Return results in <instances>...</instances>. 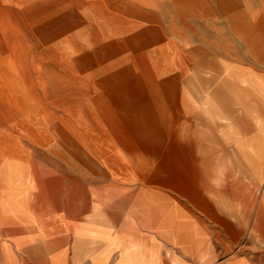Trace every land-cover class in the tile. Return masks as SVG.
Listing matches in <instances>:
<instances>
[{"label":"crops","instance_id":"0c3cea01","mask_svg":"<svg viewBox=\"0 0 264 264\" xmlns=\"http://www.w3.org/2000/svg\"><path fill=\"white\" fill-rule=\"evenodd\" d=\"M44 1L57 47L71 46L70 92L94 112L89 157L118 161L83 178L33 164L31 148L23 160L0 151V264H201L222 236L225 191L264 178V22L248 23L246 56L217 48L205 76L156 19L158 0Z\"/></svg>","mask_w":264,"mask_h":264},{"label":"rangeland","instance_id":"374dc122","mask_svg":"<svg viewBox=\"0 0 264 264\" xmlns=\"http://www.w3.org/2000/svg\"><path fill=\"white\" fill-rule=\"evenodd\" d=\"M158 3L156 19L168 26L182 60L197 75H214L217 48L228 49L235 59L246 56L248 23L264 22V0ZM54 9L41 0H0V151L15 152L23 160V152L31 148L33 164L35 159L46 165L56 161L65 172L79 167L85 178L86 167L118 159L89 157L88 118L94 112L88 109V94L70 92L73 81L65 61L71 46L56 45L61 31ZM223 11L234 13L225 20ZM61 73L64 93L56 92ZM92 145L98 153L100 143ZM234 192L232 199L227 196L231 191H225L224 221L218 230L222 236L209 238L201 264H264V178L257 179L254 189Z\"/></svg>","mask_w":264,"mask_h":264}]
</instances>
